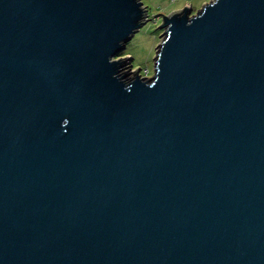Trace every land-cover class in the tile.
<instances>
[{"label":"water","instance_id":"1","mask_svg":"<svg viewBox=\"0 0 264 264\" xmlns=\"http://www.w3.org/2000/svg\"><path fill=\"white\" fill-rule=\"evenodd\" d=\"M0 0V264H264V0Z\"/></svg>","mask_w":264,"mask_h":264},{"label":"rangeland","instance_id":"2","mask_svg":"<svg viewBox=\"0 0 264 264\" xmlns=\"http://www.w3.org/2000/svg\"><path fill=\"white\" fill-rule=\"evenodd\" d=\"M142 1L148 8L149 19L135 31L119 55L129 57V60L133 63V68L135 70L140 68L141 75L151 76L154 72L153 57L156 52V46L161 40V14H167L173 8L163 5V9H161L160 3L165 2V0ZM168 1L173 2L174 9L182 8L189 4L192 12H195L208 0H167L166 2Z\"/></svg>","mask_w":264,"mask_h":264},{"label":"crops","instance_id":"3","mask_svg":"<svg viewBox=\"0 0 264 264\" xmlns=\"http://www.w3.org/2000/svg\"><path fill=\"white\" fill-rule=\"evenodd\" d=\"M152 1V0H151ZM167 0H165V2H163V3H160L161 4V9H163V5H166L168 8H173L171 11H173V10H177V9H174L175 7L173 6V2L172 1H168V2H166ZM204 4V3H203ZM178 9H180V8H178ZM170 11V12H171Z\"/></svg>","mask_w":264,"mask_h":264}]
</instances>
